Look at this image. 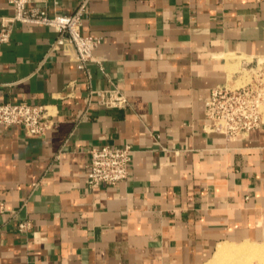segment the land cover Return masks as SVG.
<instances>
[{
	"label": "crops",
	"instance_id": "crops-1",
	"mask_svg": "<svg viewBox=\"0 0 264 264\" xmlns=\"http://www.w3.org/2000/svg\"><path fill=\"white\" fill-rule=\"evenodd\" d=\"M11 12L0 0V21ZM81 33L101 38L91 86L125 106L85 100L52 27L16 23L0 43V103L58 110L42 137L0 125V264H205L219 243L264 241V123L226 140L204 114L234 64L264 57V0H90ZM102 144L131 145L128 176L90 189Z\"/></svg>",
	"mask_w": 264,
	"mask_h": 264
},
{
	"label": "built area",
	"instance_id": "built-area-1",
	"mask_svg": "<svg viewBox=\"0 0 264 264\" xmlns=\"http://www.w3.org/2000/svg\"><path fill=\"white\" fill-rule=\"evenodd\" d=\"M11 14L1 18L0 43L10 39L13 24H40L52 27L56 38L50 50H62L82 72L86 87L85 100L96 98L105 107H123L127 98L117 87L94 89L91 86L90 62H99L94 50L101 38L81 33L82 18L90 0H79L70 14L56 11L59 0H6ZM262 62L255 66L239 69L223 84L216 85L204 102L207 128L222 134L226 140L244 137L264 123V70ZM237 75V76H236ZM58 110L53 104H36L26 100L0 103V125L21 126L29 136H45L54 126ZM130 144L111 146L102 144L88 149L86 184L90 189L100 185H115L128 176L131 160ZM25 206L26 203L23 202ZM32 222L24 219L18 222L20 232L32 229Z\"/></svg>",
	"mask_w": 264,
	"mask_h": 264
},
{
	"label": "bare ground",
	"instance_id": "bare-ground-1",
	"mask_svg": "<svg viewBox=\"0 0 264 264\" xmlns=\"http://www.w3.org/2000/svg\"><path fill=\"white\" fill-rule=\"evenodd\" d=\"M232 76L233 74L228 76L229 81L232 80ZM241 243H219L211 262L205 264H250L253 259L257 264H264V243H249L248 241ZM235 244L241 245L235 246Z\"/></svg>",
	"mask_w": 264,
	"mask_h": 264
},
{
	"label": "rangeland",
	"instance_id": "rangeland-1",
	"mask_svg": "<svg viewBox=\"0 0 264 264\" xmlns=\"http://www.w3.org/2000/svg\"><path fill=\"white\" fill-rule=\"evenodd\" d=\"M232 57V56H231ZM232 59H234V58H232ZM259 62H262L261 63V65H259L260 67H262V69L264 70V59L263 58H259ZM237 65H238V63H237ZM236 64H234V70H238V69H241L242 67H245V66H240V67H238ZM247 66H255V65H247ZM237 76V75H236ZM241 243V242H240ZM249 243H258V242H249ZM260 243H264V241H261ZM241 244H243V243H241ZM241 244H235V246H238V245H241ZM229 245H234V244H229ZM212 259V258H211ZM208 262H211V260H209ZM256 263V261L253 259V262H252V260H251V262H250V264H255ZM257 264V263H256Z\"/></svg>",
	"mask_w": 264,
	"mask_h": 264
}]
</instances>
